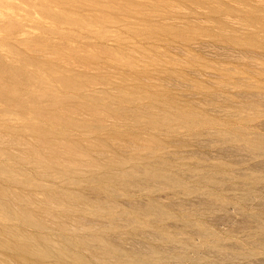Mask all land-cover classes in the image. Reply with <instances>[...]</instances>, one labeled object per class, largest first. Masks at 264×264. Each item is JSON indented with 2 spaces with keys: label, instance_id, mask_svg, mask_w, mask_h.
<instances>
[{
  "label": "rangeland",
  "instance_id": "374dc122",
  "mask_svg": "<svg viewBox=\"0 0 264 264\" xmlns=\"http://www.w3.org/2000/svg\"><path fill=\"white\" fill-rule=\"evenodd\" d=\"M0 264H264V0H0Z\"/></svg>",
  "mask_w": 264,
  "mask_h": 264
}]
</instances>
